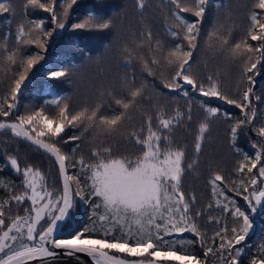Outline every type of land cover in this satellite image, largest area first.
<instances>
[{
    "label": "snow or ice",
    "instance_id": "obj_1",
    "mask_svg": "<svg viewBox=\"0 0 264 264\" xmlns=\"http://www.w3.org/2000/svg\"><path fill=\"white\" fill-rule=\"evenodd\" d=\"M77 2L25 0V10L39 8L49 15L51 28L45 26L44 19H28L27 27L19 23L14 34L10 30L0 32V84L8 80V90L0 97V117L15 116L11 121H0V133H10L30 149L45 154L58 169L59 185L49 186L40 169L30 164L22 168L15 156H7L6 166L20 177V190L13 193L7 186L9 197L0 203V264H54L61 252L68 257L83 254L91 264H208L210 255L218 256L220 264H242L243 243L253 228V217L264 211V121L256 123L258 110L253 103L262 101L253 89L256 76L264 69V0H253L249 26L238 41L232 42L231 29L223 35V26H214L205 39L206 44L218 42L217 52L239 68L240 82L247 83L248 87L242 91L238 87L234 96L221 91L218 78L209 75L206 80L198 79L191 64L209 8L219 11L227 4L222 0H161L164 31L169 39L154 36L151 28L133 32L131 41L120 49L126 75L120 77L118 89L101 88L94 102L77 108H72L66 97L53 96L38 109L25 106V112L20 113V97L37 76L59 80L67 78L69 68L75 67L41 64L52 38L69 26L73 31L112 27L111 19L99 15L98 10H89L82 20L70 22V10ZM135 6L143 15L147 0H135ZM4 13L15 14L10 0H0V14ZM32 47L39 51H29ZM134 62L142 73L154 78V97L146 94L148 83L143 77L137 82ZM155 80L162 85L158 92ZM166 94H176L171 99L183 97L189 101L188 121L192 119L191 94L214 97L240 112L241 118L231 126L230 139L242 159L234 169L236 178L231 180L236 187H229V191L242 196L246 207L242 210L223 189L217 191L220 184L228 186V181L214 173L209 180L213 198L227 201L222 210L231 217V227L225 220L210 238L213 244L219 239L215 247L205 245L206 233L197 223L202 213H192L196 197L189 198L181 187L186 151L174 146L171 134L184 122L185 113L177 108L169 115L158 102ZM200 107L206 115L195 137L197 157L210 121L221 114L217 107L202 102ZM136 114L142 118L139 127ZM223 116L232 119L226 112ZM248 127L258 137L250 144L252 153L236 145L238 131ZM69 128L80 129V133L65 136ZM88 132L93 133V140L104 139L93 145L87 158L77 155L80 144L70 153L65 150V144L81 141ZM119 139L132 145L134 152H120L115 147ZM197 164L193 159L187 169L193 170ZM69 169L75 171L70 173ZM78 203L91 209L90 223L82 228L73 215ZM13 204L23 207L24 214L12 215ZM215 223L220 225V219ZM185 233L196 239H184ZM197 242L204 249L203 259L189 251ZM249 264H264V245Z\"/></svg>",
    "mask_w": 264,
    "mask_h": 264
},
{
    "label": "rangeland",
    "instance_id": "obj_2",
    "mask_svg": "<svg viewBox=\"0 0 264 264\" xmlns=\"http://www.w3.org/2000/svg\"><path fill=\"white\" fill-rule=\"evenodd\" d=\"M227 1V7H224L219 11L213 12V9L209 8L202 25L199 46L193 54L191 64L192 73L198 79L206 80L209 75L218 78L221 91L229 96H234L236 95L237 88L239 87L240 91H242L243 88L248 87L247 83L240 82L239 68L226 59L223 54L217 52L216 48L218 42L213 40L209 42V44H206L205 39L208 32L214 26H223V35H228V30L231 29L232 42L241 39L245 35L248 27V15L253 0ZM24 2L25 0H10V3L15 8V14H0L12 17L11 24L8 26L11 33H13V30L17 28V25L21 22H24L27 27V21L24 18L26 12L31 14L35 11H42L39 8H28L25 10L23 7ZM87 2L93 4L97 9L106 11L108 13L106 17L111 19L112 27L105 31H73L69 26L52 38L47 52L44 53L46 59L41 61V64H45L49 55H56L57 53H68L74 59H80L82 61L81 67L69 68V75L67 78L52 80L59 86L68 90L66 98L72 108H77L85 102H94L98 97V90L101 88L115 86L118 89L120 77L126 75L120 59V49L122 45L131 41L133 32L139 33L144 28H151L154 36L164 40L169 39L164 31L165 9L162 7L160 0H147V7L143 15L138 13L135 6V0H78L77 4L73 6L72 10H70V22L74 23L83 19V17L77 13V10L82 9L83 4ZM49 25L51 28L50 20ZM5 28V24H0V32H5ZM70 36L79 38V40L87 47L88 51L91 53L88 58H84L83 55L80 58L82 50L71 41ZM250 43L256 44L257 42L250 41ZM39 66L40 65H37L36 67L38 68ZM132 68L135 71L138 83L140 82V77H143V79L147 81L148 87L145 89L146 94L154 97V78L148 77L146 73H142L139 65L135 62L133 63ZM263 74L264 69H262L260 74L256 76L255 80ZM39 78L46 79L42 77ZM154 83L155 91L158 92V87H162V85L159 80H155ZM7 90L8 80L5 78L4 82L0 84V96L2 97ZM253 90L262 98V101L260 102L253 101L258 110V120L256 123L259 124L260 121H264V79L258 86H256L255 83ZM158 102L165 107L169 115L177 108L185 113L184 122L174 129L171 136L174 146L184 148L186 151V171L181 187L186 196L190 198L194 195L196 197V203L192 207V213L193 215H195L196 211L202 213L197 219V223L200 226L201 231L206 233V237H209L213 229L212 225L209 224V217H212V213L207 211V206L210 203V193L207 184L208 179L213 176L214 173H219L222 174L225 177V180L229 183L234 178L233 169L237 162V158L233 154L227 140L228 124L219 117L210 121L209 131L205 134L201 152L197 157L194 151L195 137L198 133V125L204 120L206 114L198 108L192 98L190 101L192 107L191 121L187 120L186 115L189 101H186L185 99H171L167 96H160ZM25 106H28L29 109H38L40 107L34 99H26L24 93L19 100L20 113L25 112ZM227 106L239 111V109L234 106ZM8 118H15V116L13 115ZM239 118H241V116L240 114H237L236 119ZM141 119L142 118L139 114H136L137 127L140 126ZM71 130L77 133V135L80 133V129L71 128L67 129L66 133ZM8 138L9 137L6 136H0V153L4 157L5 167H7V156H15L19 163L28 162L35 168L40 169L47 178L49 186H59L57 179L55 180L54 169L51 164L50 166L43 168L42 166L36 165L34 160H25L24 157L33 152L21 142L13 139L10 140ZM100 139L104 138L101 137L93 140L92 132L85 133L84 138L80 141L81 148L77 155L79 156L80 154H83L87 158L90 155V150L93 145L99 143ZM253 141L254 140L252 139V142ZM115 147H117L120 152H126L129 154L134 152L133 146L127 144L123 139H119L115 144ZM34 157L37 159V156ZM193 159H197L198 164L193 170H188L187 165L188 163H191ZM45 162L49 164L47 161ZM21 167L23 168L24 166ZM7 168L10 169V167ZM18 178L20 186V177ZM19 190L20 188L18 187L16 191ZM83 209L84 205L78 203L77 210L74 211V216L77 217ZM10 212L12 215L24 214L23 207H18L15 204L11 206ZM262 214L264 215V211H258L254 217H262ZM230 227L231 221H229V228ZM248 252L249 251L247 250L244 251L241 259L242 264H249L251 258L248 257ZM197 255L199 256V254ZM83 260L91 261L87 256Z\"/></svg>",
    "mask_w": 264,
    "mask_h": 264
},
{
    "label": "trees",
    "instance_id": "obj_3",
    "mask_svg": "<svg viewBox=\"0 0 264 264\" xmlns=\"http://www.w3.org/2000/svg\"><path fill=\"white\" fill-rule=\"evenodd\" d=\"M222 3L228 5L227 0H222ZM211 8L213 9V12L217 11L215 7H211ZM222 8H224V7H222ZM89 10H93V11L98 10V14L105 16V17L108 15V13L106 11H104L102 9L95 8L94 5L89 3V2L83 4L82 9H78L77 13L80 16L84 17V15ZM256 11L259 12L258 9ZM185 15H187V14H185ZM248 17H249V15H248ZM24 18L26 21L28 19H44L45 20V26L50 29V25H49L50 17L47 13H45L43 11H35L31 14L26 12L24 15ZM188 18L192 19V20L195 19L194 17H188ZM11 20H12V17H10V16L0 15V24L6 25L5 33L7 31H9L8 26L10 25L9 21H11ZM248 26H249V19H248ZM15 31H16V28L13 30V34L15 33ZM70 37H71V41L74 44H76V46L80 50H82L80 58L82 57V55L84 58H88L91 55V53L88 51L87 47L82 43V41H80L79 38H77V37H73V36H70ZM29 51L35 52V51H39V50L36 48H31ZM45 64L52 67V68H60V67H65L67 65H74L75 66L74 68H79L82 65V61L80 59H74L68 53H57L56 55H53V54L49 55L47 62ZM39 77L40 76H37L34 79L29 90H27L25 92L26 99L27 98L34 99L41 106L44 104V102L46 100L52 99L53 96L67 97L68 90L66 88L59 86L57 83H55L53 81H49L47 79H40ZM263 79H264V74L259 76L255 80L256 86H258ZM158 90L159 91L162 90V87H158ZM163 91L165 93H167V90H163ZM175 95L176 94H166L164 96H167L170 98V96H175ZM191 98L197 104L198 108L202 111H203V109L200 107L201 102L208 105V106L217 107L220 109L221 114L218 115L216 118H218V117L222 118L228 124V136H227L228 144H229L233 154L237 158V162H236L235 167H234V169H235L239 160L242 159V154L238 155L236 149L232 147L231 139H230V130H231L232 124L235 122V120H237L236 119L237 114H240L239 111H236L235 109L228 107L227 105L218 101L214 97H199L198 94H191ZM176 99H184V98L183 97H177ZM225 112L230 114L232 119H225V117L223 116V113H225ZM14 119L15 118L0 117V121H5V120L11 121ZM73 134H77V133H75L71 130V131L67 132L65 134V136H71ZM0 136L9 137L8 139H10V140H12V139L16 140V139L11 137L10 133H0ZM252 139L254 141L257 140V136L251 130V127L242 128L238 131V139L236 141V145L243 152L252 153L253 150L250 148V144L252 143ZM19 142H21L28 149H30V147L28 146L27 143H25L23 141H19ZM76 144L81 145V142L76 141V142H70L68 144H65V150L70 153L72 148L75 147ZM30 150L33 153L27 154L24 157V159L25 160H34V163L36 165L42 166L43 168H46L47 166H50V164H51L53 166V169H54L55 180L57 179V183H58V169L54 165V162L50 161L49 158L45 154H43L42 152H38V151H35L33 149H30ZM34 156H37V159ZM45 161H47L49 164H47ZM4 162H5L4 157L0 153V168L4 169L3 171H0V203H3V201L5 199H8V197H9V192L6 190L7 186H11L13 193H15L17 188L19 187L18 176L15 175V173L11 169L5 167ZM20 165L25 166V165H29V163L23 162V163H20ZM234 169H233V176H234L233 179L236 178ZM73 171H75V170L69 169L70 173ZM211 178H212V176L208 179V182H207L208 188H209V193H210V203L207 206V211L212 213L213 220L209 224L212 225L213 230H212V233L209 237H205V245L209 246V247H215V246L219 245V243H220L219 239H217L215 241V243L213 244V241L210 238L213 236L214 232L218 230L219 227L223 226L225 220L228 221V226H229V221H231V217H230V215L224 214L223 210H222V206L224 204H226L227 201L224 200L222 197L219 199V201H217L216 199L213 198L212 186L209 184V180ZM217 183L220 184V182H217ZM229 187L235 188L236 185L232 184L231 181L228 183V186H226L225 184H220V188L217 189V191L219 192L220 189H223L224 194L226 196H228L230 199L235 200L237 202L238 206H240L241 209L243 210L246 207V202L243 200L242 196H238L235 194V192L229 191ZM218 203H219L220 207L217 206ZM209 205H211L210 208H209ZM90 212H91V209L88 207V205H84L83 211L77 217H75L76 223L79 227L82 228L86 224L90 223V220H89ZM73 215H75V213H73ZM215 219H220L221 224L217 225L215 223ZM183 238L186 240H195L196 239L190 233L183 234ZM261 245H264V215L263 214H262V217H253V228L250 231V234L247 237L246 241L243 243V247L245 250L249 251L248 257L251 258L253 255H256L259 252ZM186 247H188V246L186 245ZM203 250L204 249L200 246L199 242H197L196 244H194L193 246H191L189 248V251H192L195 254H199L201 259H203ZM241 259H242V257H241ZM208 264H220L219 257L210 255L208 257Z\"/></svg>",
    "mask_w": 264,
    "mask_h": 264
},
{
    "label": "water",
    "instance_id": "obj_4",
    "mask_svg": "<svg viewBox=\"0 0 264 264\" xmlns=\"http://www.w3.org/2000/svg\"><path fill=\"white\" fill-rule=\"evenodd\" d=\"M32 264H37V262L34 261ZM54 264H91V261L64 256L61 252V255L54 261Z\"/></svg>",
    "mask_w": 264,
    "mask_h": 264
},
{
    "label": "bare ground",
    "instance_id": "obj_5",
    "mask_svg": "<svg viewBox=\"0 0 264 264\" xmlns=\"http://www.w3.org/2000/svg\"><path fill=\"white\" fill-rule=\"evenodd\" d=\"M77 257H78V259H84V258H86V256H84L83 254H77Z\"/></svg>",
    "mask_w": 264,
    "mask_h": 264
}]
</instances>
